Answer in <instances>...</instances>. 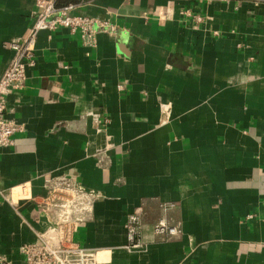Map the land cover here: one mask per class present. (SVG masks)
I'll return each mask as SVG.
<instances>
[{"label":"crops","instance_id":"obj_1","mask_svg":"<svg viewBox=\"0 0 264 264\" xmlns=\"http://www.w3.org/2000/svg\"><path fill=\"white\" fill-rule=\"evenodd\" d=\"M57 3L117 29L92 44L39 32L26 87L8 97L24 129L0 148V187L26 192L15 207L0 197V255L20 262L50 222L45 179L65 174L96 198L74 238L101 264H264V0ZM35 10L0 0V77ZM140 206L145 249L130 251ZM164 216L181 235L154 236Z\"/></svg>","mask_w":264,"mask_h":264},{"label":"built area","instance_id":"obj_2","mask_svg":"<svg viewBox=\"0 0 264 264\" xmlns=\"http://www.w3.org/2000/svg\"><path fill=\"white\" fill-rule=\"evenodd\" d=\"M57 1L35 0L36 10L27 37L11 45L14 54L0 77V148L11 146L14 136L24 129L21 122L8 116V97L26 87L27 69L36 63L34 44L39 32L66 28L78 34L85 43L92 44L99 32H115L117 29L106 20L75 13L74 3L60 5ZM197 19L201 20V17ZM44 188L46 194L39 203L50 220L49 225L36 232L33 241L19 247L21 260L18 264H101L98 250L83 246L74 238L78 224L91 217L95 196L79 187L74 175L46 178ZM25 192V185L19 190L0 187V197L13 207ZM143 214V207L140 206L128 214L125 221V247L130 251L145 249ZM153 233L157 239L167 240L181 235L182 226L180 222H171L164 216L154 224ZM0 264L14 263L0 255Z\"/></svg>","mask_w":264,"mask_h":264}]
</instances>
